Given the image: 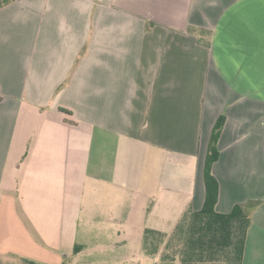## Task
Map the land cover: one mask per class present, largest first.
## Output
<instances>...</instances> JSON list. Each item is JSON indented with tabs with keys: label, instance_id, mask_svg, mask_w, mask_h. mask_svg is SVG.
Wrapping results in <instances>:
<instances>
[{
	"label": "crops",
	"instance_id": "obj_1",
	"mask_svg": "<svg viewBox=\"0 0 264 264\" xmlns=\"http://www.w3.org/2000/svg\"><path fill=\"white\" fill-rule=\"evenodd\" d=\"M219 117L215 209L250 216L241 264H264V0L0 8V254L61 264L80 224L113 248L170 232L202 207Z\"/></svg>",
	"mask_w": 264,
	"mask_h": 264
},
{
	"label": "trees",
	"instance_id": "obj_2",
	"mask_svg": "<svg viewBox=\"0 0 264 264\" xmlns=\"http://www.w3.org/2000/svg\"><path fill=\"white\" fill-rule=\"evenodd\" d=\"M15 0H0V8ZM203 34L205 30L190 28ZM60 110L69 112L63 108ZM70 113V112H69ZM223 125L219 117L212 129L202 166L204 200L198 210L187 206L170 232L145 228L142 249L149 255L160 252L157 264H241L250 216L235 205L228 213L215 209L218 182L212 165L218 157L217 140ZM75 252V251H74ZM0 264H48L16 254H0ZM61 264H70L66 257Z\"/></svg>",
	"mask_w": 264,
	"mask_h": 264
},
{
	"label": "rangeland",
	"instance_id": "obj_3",
	"mask_svg": "<svg viewBox=\"0 0 264 264\" xmlns=\"http://www.w3.org/2000/svg\"><path fill=\"white\" fill-rule=\"evenodd\" d=\"M136 224H128L124 227L127 237L126 242L119 243L120 248H113L110 240H94L86 235L85 230L88 225L80 224L77 226L79 235L75 241L74 248L68 254L70 264H157L160 252L155 255H149L142 249L141 226L139 225V234ZM58 224L50 226L52 235L58 237L61 228ZM110 228L109 225L102 226ZM119 228V226H114ZM58 242H48L50 246H55ZM75 251V252H74Z\"/></svg>",
	"mask_w": 264,
	"mask_h": 264
}]
</instances>
